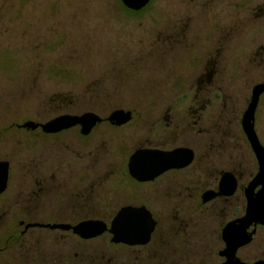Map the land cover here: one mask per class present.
Returning a JSON list of instances; mask_svg holds the SVG:
<instances>
[{
  "label": "flooded vegetation",
  "instance_id": "flooded-vegetation-1",
  "mask_svg": "<svg viewBox=\"0 0 264 264\" xmlns=\"http://www.w3.org/2000/svg\"><path fill=\"white\" fill-rule=\"evenodd\" d=\"M200 1L212 11L202 13L203 17L185 18L184 27L183 19L176 17L168 51L179 68L187 64L200 70L187 89L164 90L161 99H187L185 107L176 108L175 101L165 108H149L146 114L138 112L141 119L131 129L136 112L123 107L106 116L86 109L34 120L45 123L61 114L93 112L102 120L88 133H83L82 124L57 132L23 126L33 119L12 125L24 130V135L43 140L47 152L38 154L29 171H17L14 191L18 189L25 197L24 205L17 209L15 196L7 203L2 201L11 188L12 167L9 160L2 159L9 162V176L7 188L0 194V204L6 207V217L0 222L12 230L0 240V264H117L121 256L154 244L156 254H169L163 259L165 264H221L226 261L225 254H232L242 228L231 224L246 214V189L258 174L259 163L242 126L251 96L241 110L238 91L229 84L244 78L239 74L241 67L264 68V0ZM117 109L130 111V120L112 123L109 116ZM153 111L157 114L154 118L149 115ZM146 121L152 125L148 133L142 130ZM103 125L107 126L103 129L106 135H121V170L96 169L94 136ZM72 130L76 143L67 149L63 136ZM180 148L185 153L191 151V156L172 160L156 155L137 163V172L130 170L131 156L138 150L169 153ZM105 206L109 208L106 214L101 208ZM127 207H145L151 212L155 227L147 243L114 241L109 229ZM85 220H101L108 229L94 237H81L73 227ZM244 231L252 233L251 241L237 247L235 254L249 263L264 259V225L252 223ZM104 237L105 248L92 245ZM90 243L92 252L80 254L81 245ZM159 244L167 247L161 250ZM108 249L120 254H109Z\"/></svg>",
  "mask_w": 264,
  "mask_h": 264
},
{
  "label": "rangeland",
  "instance_id": "rangeland-1",
  "mask_svg": "<svg viewBox=\"0 0 264 264\" xmlns=\"http://www.w3.org/2000/svg\"><path fill=\"white\" fill-rule=\"evenodd\" d=\"M146 7L133 13L121 0H0V160L12 164L11 188L2 201L7 203L15 196V208H22L25 197L17 193L18 189L14 191L17 171H29L38 154L47 152L43 140L24 135L25 131L13 128V124L86 109L106 116L123 107L136 112L131 126L141 119L138 112L146 114L175 101L176 108L186 106L187 99L161 100L164 90L187 89L200 70L172 63L168 51L174 20L183 19L184 27L185 18L203 17L202 13L210 9L200 0H151ZM252 69L241 67L239 74L244 78L229 84L238 91L241 110L253 86L264 80V68ZM149 115L157 116L154 111ZM146 122L144 133L152 128ZM106 128L103 125L94 136L98 172L114 167L121 170V135L110 137L103 130ZM256 130L264 142V94L256 113ZM63 142L67 149L73 148V130L63 136ZM0 205L2 219L6 207ZM101 208L105 214L109 209ZM9 230L12 228L0 222V240L10 234ZM106 239L95 240L92 245L103 249ZM86 245H81L80 254L92 252L91 243ZM159 246L161 250L167 247ZM107 252L120 254L110 249ZM156 252V244L134 249L121 256L122 261L116 257L117 264H165L163 259L169 254Z\"/></svg>",
  "mask_w": 264,
  "mask_h": 264
},
{
  "label": "water",
  "instance_id": "water-1",
  "mask_svg": "<svg viewBox=\"0 0 264 264\" xmlns=\"http://www.w3.org/2000/svg\"><path fill=\"white\" fill-rule=\"evenodd\" d=\"M123 5L132 11H140L146 7L151 0H121ZM264 93V82H259L254 85L252 95L247 109L242 118L243 130L251 144L253 151L256 154L259 163V172L256 177L249 183L246 189L247 196V211L246 214L234 221L231 225L237 223L242 228L241 238L238 240L232 250V254H225L226 261L221 264H264V259L249 263L241 260L236 254L235 250L240 245H245L251 241L252 233L244 231L252 223H261L264 225V145L260 141L258 133L255 128L256 110L259 104L261 94ZM131 118V112L124 109H117L111 113L109 119L112 123L121 125L128 122ZM101 117L93 112H86L82 115L75 114H61L45 123L36 122L34 120L26 121L23 126L28 128H36L41 126L46 132H57L63 129L70 128L77 124L83 125V133H88L100 122ZM156 155L170 156L172 160L178 158L180 155L186 157L191 156V151L185 153V149H176L175 151L165 153L156 150L141 149L136 151L130 160V170L137 172L136 164L143 160L153 159ZM175 163V162H174ZM184 165L182 164H176ZM154 175V174H153ZM9 176V162L6 160L0 161V194L7 188ZM261 185L258 192L254 189ZM135 224H128V223ZM137 222V224H136ZM61 228H69V225H58ZM52 227H57L56 225ZM155 227V220L150 211L145 207L131 208L127 207L121 210L111 228L109 229L114 234V241L126 242L129 244H143L147 243L151 237V233ZM108 227L105 222L101 220H85L73 227L75 233L81 237L90 238L104 233Z\"/></svg>",
  "mask_w": 264,
  "mask_h": 264
},
{
  "label": "trees",
  "instance_id": "trees-1",
  "mask_svg": "<svg viewBox=\"0 0 264 264\" xmlns=\"http://www.w3.org/2000/svg\"><path fill=\"white\" fill-rule=\"evenodd\" d=\"M147 7H144L142 10H140V11H132V10H129L130 12H133V13H139V12H141V11H143V10H145Z\"/></svg>",
  "mask_w": 264,
  "mask_h": 264
}]
</instances>
